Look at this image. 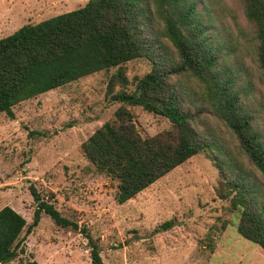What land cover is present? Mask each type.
Instances as JSON below:
<instances>
[{"label":"rangeland","instance_id":"1","mask_svg":"<svg viewBox=\"0 0 264 264\" xmlns=\"http://www.w3.org/2000/svg\"><path fill=\"white\" fill-rule=\"evenodd\" d=\"M88 1L0 0V38ZM205 3L214 11L209 32L224 47L221 63L233 69L241 97L264 137V73L243 4ZM205 3L199 7L205 8ZM151 69L152 62L145 57L127 62L128 91ZM117 70H102L25 100L14 107V119L0 113V209L9 205L30 224L36 208L30 186L49 200L53 193L57 209L97 241L105 264H264V249L238 231L242 207L233 209L230 199L218 195L223 177L209 150L192 156L127 202H117L118 181L99 172L82 150L122 105L112 101L123 88L113 79ZM172 79L193 85L189 75ZM202 90L195 86L187 97L195 101L197 128L252 171L250 180L264 203V176L243 155L227 125L200 99ZM126 106L142 136L172 127L165 116ZM26 243L40 264H93L86 235L56 225L47 214L26 236Z\"/></svg>","mask_w":264,"mask_h":264},{"label":"trees","instance_id":"2","mask_svg":"<svg viewBox=\"0 0 264 264\" xmlns=\"http://www.w3.org/2000/svg\"><path fill=\"white\" fill-rule=\"evenodd\" d=\"M240 1L264 73V0ZM201 2L205 0H89L77 9L23 25L0 38V113L14 119L17 104L116 67L113 79L123 88L112 101L122 105L82 150L99 172L118 181L117 202H127L209 150L223 177L218 195L230 199L233 209L242 207L238 231L264 249V203L250 180L252 171L197 128L195 101L187 99L191 88L202 86L200 99L227 125L243 155L264 176V137L241 97L233 69L221 63L224 47L209 32L214 11L207 3L199 7ZM141 57L152 62V69L128 91L125 64ZM181 74L189 75L193 85L173 81ZM126 105L167 117L171 129L142 136ZM30 191L36 202L30 224L13 207L0 209V264H40L28 251L26 236L43 214L60 227L84 233L92 263L105 264L97 241L57 209L53 193L49 200L33 185Z\"/></svg>","mask_w":264,"mask_h":264}]
</instances>
